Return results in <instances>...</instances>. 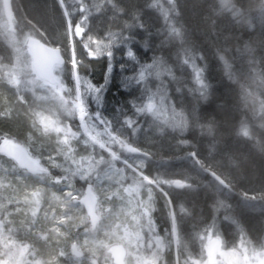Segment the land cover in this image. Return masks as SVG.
<instances>
[{
	"label": "rangeland",
	"instance_id": "rangeland-1",
	"mask_svg": "<svg viewBox=\"0 0 264 264\" xmlns=\"http://www.w3.org/2000/svg\"><path fill=\"white\" fill-rule=\"evenodd\" d=\"M234 7L235 0H13L15 31L8 32L0 0V142L23 145L44 168L30 175L0 155V264H115L119 255L125 264H264V210L230 200L199 176L203 170L237 196L264 202V119L239 114L236 89L252 85L244 68L226 78L252 53L264 81V36L252 33L264 24V7L248 19V33L220 41L230 49L222 45L213 57L193 46L191 15L203 10L205 21L209 13V29L212 14ZM61 27L91 52L74 69V97L63 87L51 96L26 47V37L54 41ZM64 57L78 64L73 53ZM157 76L177 121L151 101ZM221 82H236L231 100ZM226 104L234 115L224 113ZM87 184L99 217L93 229L83 205L71 203ZM244 240L254 250L244 251ZM170 241L178 250L171 257Z\"/></svg>",
	"mask_w": 264,
	"mask_h": 264
},
{
	"label": "trees",
	"instance_id": "trees-1",
	"mask_svg": "<svg viewBox=\"0 0 264 264\" xmlns=\"http://www.w3.org/2000/svg\"><path fill=\"white\" fill-rule=\"evenodd\" d=\"M261 7H264V4L262 2V0H235V7L234 9H230V10H226L222 9L219 11V13H215V14H221L220 16H215L212 14V19L214 21V25L213 22H211L212 24L209 25V29H208V19L210 17V14L207 12H205L204 15H207V17L202 21V18L200 16V13L203 11H198L196 12V14L191 15L192 17V21L193 23L190 21V26H191V31L193 30V32H196V39H194V48H199V50L201 49V47L205 48L208 52L213 53V57L215 54V50L220 49L221 46L224 47L226 44H219L220 41H223V39H225L227 36H235V35H243L244 33H248L249 32V27L247 24L248 23V19L253 18V12L260 9ZM200 10V9H199ZM251 14V16H250ZM203 15V16H204ZM202 24V25H201ZM203 29H207L208 31H203ZM59 32L56 33V36H54V41L50 40L48 37L49 35L46 34L45 35H39L38 38L45 42L46 44L50 45V46H55L58 47L61 50V53L64 55L67 52H71L74 55V61H77L78 64L74 65L72 64L71 60H66L64 64L61 67H58V69L55 70V73L58 72L60 77H61V81L57 82V84L47 87L48 91L50 92L51 96H55L56 94V90L58 88H65L67 89V91L70 93L71 97H74L75 95V80L77 78L76 73L74 74V72H77L76 70L74 71V69L81 70L80 67V63L88 61L87 58H89L91 56V52L85 48V46L80 43L79 38H73V40H69L65 34L64 31L62 30V27L58 30ZM218 32V34L216 33H210V32ZM220 32H222L220 34ZM239 33V34H238ZM252 33H256V34H261V36H264V24L262 23H258V24H254V27L252 28ZM234 34V35H233ZM48 36V37H47ZM203 45V46H202ZM233 47V46H232ZM102 48V47H100ZM226 48L230 49L227 45ZM101 49H99L100 51ZM244 50L245 48L242 47L239 51H237L236 53L234 52L235 56L236 54H238L240 56L241 52ZM98 51V50H97ZM248 52H251L250 50H248ZM105 49H103L99 55L103 56L105 55ZM250 57H249V62L246 65H241L239 64V62H237L238 64H235L234 66H229L230 68L227 69L226 78H230L233 79L235 78V75L237 73V68H241L243 67L244 70L247 73V76L250 78V84L251 86H241L238 87L236 89V92L239 96V98L242 100L243 105L245 109H243L241 111V113H239L243 118H250V119H264V101L261 99V96L258 95L255 91L258 90L260 92L264 91V81L261 77V64L255 59L254 54L249 53ZM237 55V56H238ZM161 58V57H160ZM240 61V60H239ZM76 62V63H77ZM155 89L154 92L152 94V98L155 99L156 103L154 104L155 107H157L160 111L161 114H163L165 117L172 119L173 121H177V113L173 108L172 105V99H171V94L168 92L166 85L163 81V79L161 77H155ZM236 83V82H235ZM235 83L230 84L229 88H227V86L221 82V85L223 86L225 93H226V98L228 96V100H231L229 98H231L230 92L229 90H231L230 88H232ZM229 89V90H228ZM234 92V93H236ZM223 93V96L224 94ZM67 94V93H64ZM222 95V93H220ZM232 94V92H231ZM233 95V94H232ZM234 96V95H233ZM64 98V96H62ZM67 99V102H70L71 104H73V100L72 98ZM225 97V96H224ZM223 101H226L223 100ZM228 104L225 105L224 107V113L227 114H233L234 112L227 106ZM230 105H234V104H230ZM239 108H242V106L237 103ZM249 114L252 116L249 117L245 114ZM233 112V113H232ZM245 115V116H244ZM104 121V123L101 122L102 128L103 130L111 137L113 138L115 141L119 140L118 134L112 132V130H110V128L106 125L108 124L104 119H101ZM183 122V121H182ZM186 126V125H185ZM184 128V124L182 123V127ZM105 146H107L109 148V150L112 151H116L118 153H123L122 150H119L117 148V146L114 145H107L106 142L103 143ZM122 145H126L127 144L123 141ZM104 150V149H103ZM107 150V149H106ZM104 153L105 150L103 151ZM111 158H113V156L111 155ZM112 159H110V161H113ZM201 174V175H200ZM200 174L199 176L202 177L204 180L207 179H212L216 184V188L217 190L224 196H227L230 200L234 199V200H238L239 202H241L242 204H246L249 206H254V205H259L262 210H264V202L258 201V200H252L249 198H244L241 196H237L235 194V192L224 182H221L219 180H217L216 178H211V176L207 175L206 173H203V170H200ZM249 181V180H248ZM250 183H252L253 187L256 186L257 184L254 182L249 181ZM248 182V183H249ZM159 198L161 203L165 206L167 212L169 211L167 205H165V203H167L166 201V197H162L161 194L159 193ZM233 200V201H234ZM166 201V202H165ZM223 215H225V212H220L217 214L218 217H223ZM243 250H254V246L253 244H251L249 241L244 240L243 241Z\"/></svg>",
	"mask_w": 264,
	"mask_h": 264
},
{
	"label": "water",
	"instance_id": "water-1",
	"mask_svg": "<svg viewBox=\"0 0 264 264\" xmlns=\"http://www.w3.org/2000/svg\"><path fill=\"white\" fill-rule=\"evenodd\" d=\"M5 18L10 28H12L13 12L10 0H2ZM264 4V0H262ZM79 33V30H76ZM26 46L31 55L32 67L36 76L51 85L57 83L54 74V67L61 66L65 62L58 47L49 46L41 40L29 37L26 40ZM0 154L11 159L22 170H27L33 174L44 172V168L18 143L11 140H3L0 142ZM77 203L83 205L87 217L91 220V224H95L98 220L96 213V196L92 191V185L87 184L80 198L74 199Z\"/></svg>",
	"mask_w": 264,
	"mask_h": 264
},
{
	"label": "flooded vegetation",
	"instance_id": "flooded-vegetation-1",
	"mask_svg": "<svg viewBox=\"0 0 264 264\" xmlns=\"http://www.w3.org/2000/svg\"><path fill=\"white\" fill-rule=\"evenodd\" d=\"M12 1L13 0H10V3H11V8H12ZM1 5H2V11H3V16H4V19L6 20V22H7V25H8V32H14L15 30H14V21H15V16H14V13H13V20H12V28H10V26H9V23H8V21H7V19L5 18V14H4V8H3V1L1 0ZM12 12H13V9H12ZM29 37H34V38H37V39H39L38 38V36H36V35H31V36H28V37H26V39L27 38H29ZM40 40V39H39ZM43 42V41H42ZM43 43H45V42H43ZM46 44V43H45ZM46 45H48V44H46ZM50 46V45H49ZM27 47V46H26ZM55 47V46H54ZM27 49H28V47H27ZM61 51V50H60ZM63 55V54H62ZM64 56V55H63ZM57 66H55L54 67V74H55V68H56ZM59 67V66H58ZM33 72H34V70H33ZM35 73V72H34ZM45 82V81H44ZM47 83V82H46ZM48 84V83H47ZM49 85V84H48ZM0 155H2V154H0ZM2 156H4V155H2ZM5 157V156H4ZM7 158V157H6ZM114 158V157H113ZM7 159H9V158H7ZM11 160V159H10ZM71 203H76L74 200H71ZM180 236H178V242H179V246L181 247V244H182V239L180 240ZM206 238H208V236H206ZM207 240H211V238H209V239H207ZM172 241V240H171ZM170 241V247H171V245H172V242ZM179 250H180V248H179ZM123 258H122V255H119L118 256V258H117V260L114 262L115 264H125L124 263V260H122ZM122 262V263H121ZM136 263L137 264H139V262H137L136 261Z\"/></svg>",
	"mask_w": 264,
	"mask_h": 264
},
{
	"label": "snow or ice",
	"instance_id": "snow-or-ice-1",
	"mask_svg": "<svg viewBox=\"0 0 264 264\" xmlns=\"http://www.w3.org/2000/svg\"><path fill=\"white\" fill-rule=\"evenodd\" d=\"M109 56L112 55L111 52L108 53ZM126 56L129 57V58H135V53H134V50H127L126 51ZM141 78H143V73H141ZM196 82L198 85H202V80L200 79V72L199 70H197V76H196ZM96 87V86H95ZM97 91L100 92L101 91V88L99 87H96ZM153 104L151 102H149L147 105H146V109L147 111H152L153 110ZM145 108H137V111L141 112L143 111Z\"/></svg>",
	"mask_w": 264,
	"mask_h": 264
},
{
	"label": "bare ground",
	"instance_id": "bare-ground-1",
	"mask_svg": "<svg viewBox=\"0 0 264 264\" xmlns=\"http://www.w3.org/2000/svg\"><path fill=\"white\" fill-rule=\"evenodd\" d=\"M73 38H78L77 36H74ZM73 38H71V40H73ZM27 40V39H26ZM79 74V73H78ZM113 92V91H112ZM114 93V92H113ZM151 101L155 104L156 103V101H155V99L154 98H152L151 97ZM16 143V142H15ZM19 144V143H18ZM21 145V144H20ZM23 148H24V146L23 145H21ZM25 149V148H24ZM26 150V149H25ZM27 151V150H26ZM28 152V151H27ZM30 155V154H29ZM33 157V156H32ZM34 158V157H33ZM35 159V158H34ZM145 158H144V156H143V160H144ZM36 160V159H35ZM148 161L150 162V160L148 159ZM37 162L39 163V161L37 160ZM40 165H41V163H39ZM42 166V165H41ZM43 167V166H42ZM26 173H28V174H32L33 175V173H30V172H28L27 170H24ZM46 173H48V171L46 172ZM40 174V173H39ZM98 216V215H97ZM99 221V217H98V220L96 221V223L95 224H91V220H89V218L87 217V224H88V226H89V228L90 229H93L94 228V226L97 224V222ZM170 251L168 252V253H166V255H168L169 257H171V252L173 251H175L176 253H177V251L178 250H176V245H174L173 247L171 246L170 248ZM180 251V250H179ZM166 257V256H165ZM173 264H174V259H173Z\"/></svg>",
	"mask_w": 264,
	"mask_h": 264
}]
</instances>
